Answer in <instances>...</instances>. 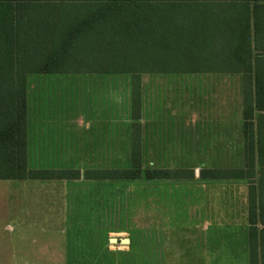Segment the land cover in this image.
I'll return each instance as SVG.
<instances>
[{
  "label": "crops",
  "instance_id": "obj_1",
  "mask_svg": "<svg viewBox=\"0 0 264 264\" xmlns=\"http://www.w3.org/2000/svg\"><path fill=\"white\" fill-rule=\"evenodd\" d=\"M205 63L190 72L30 75L28 167L80 177L0 180V257L52 264L57 246L62 257L78 252L93 264H262L264 108L255 105V81L257 72L264 76V55L236 72L224 58ZM132 158L148 165L139 180L87 177L128 170ZM153 170L186 173L146 178ZM227 170L249 174L202 176ZM118 225L142 235L102 230L61 247L55 240L56 227ZM7 231L21 243L12 254ZM26 231L32 247L24 254Z\"/></svg>",
  "mask_w": 264,
  "mask_h": 264
},
{
  "label": "trees",
  "instance_id": "obj_2",
  "mask_svg": "<svg viewBox=\"0 0 264 264\" xmlns=\"http://www.w3.org/2000/svg\"><path fill=\"white\" fill-rule=\"evenodd\" d=\"M263 55L264 0H0V180L80 177L74 171L28 167L30 75L190 72L205 69V61L214 57L224 58L236 72L250 69ZM256 75L255 105L263 109L264 76ZM245 109L249 128L247 102ZM141 159L132 158L128 170L88 172L87 177L139 180ZM247 172L204 171L202 176L237 179ZM185 173L153 170L145 176L177 179ZM251 225L253 239V217ZM260 239L264 264V231Z\"/></svg>",
  "mask_w": 264,
  "mask_h": 264
},
{
  "label": "rangeland",
  "instance_id": "obj_3",
  "mask_svg": "<svg viewBox=\"0 0 264 264\" xmlns=\"http://www.w3.org/2000/svg\"><path fill=\"white\" fill-rule=\"evenodd\" d=\"M145 164V165H144ZM147 164L143 163V158L141 159V167L142 170H146L147 169ZM120 167H126L125 164L120 163ZM121 187V186H120ZM120 214H122V212H120ZM121 218V216L119 217ZM117 223H122L121 220L117 221ZM64 229H65V233H64ZM106 231L109 233L113 232V231H119L122 233H128L130 235L133 236H137V235H142V228H133V227H127V226H115V227H70V228H55V240L56 242H59L60 247L62 246V241L66 238V240H70L72 243L74 242H78L79 239L81 237H84V235H86L87 237L89 236H96L97 234L100 233V231ZM157 232V230H156ZM16 235L17 232L14 231H7L6 236L8 237V239L10 238H15L17 237ZM24 236H22L21 238H23L24 243H22L23 247H24V254L26 253V251L32 247L31 243L28 242V240L32 237L30 232H25L24 234H22ZM20 237V236H19ZM71 243V246H73V244ZM21 244V243H20ZM19 243L16 242V238L14 240V243H11L8 245L9 249L6 250L7 253L12 254L10 247H14V248H18L17 246L20 245ZM2 243L0 242V247H1ZM77 246V244H76ZM59 247V246H58ZM16 250V249H15ZM20 251V250H18ZM3 254V252H0ZM23 254V255H24ZM71 256L70 257H62V251H57V246H56V257L51 260L52 264H93L96 263L95 258H88V257H84V255L80 256L78 252H73L71 251L70 253ZM137 257V255H135ZM136 260V259H135ZM21 261H24V259L22 258H12L11 255H8V257H0V264H17L20 263Z\"/></svg>",
  "mask_w": 264,
  "mask_h": 264
}]
</instances>
